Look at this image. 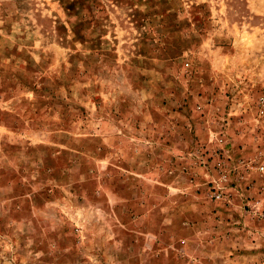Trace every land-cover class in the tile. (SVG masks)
Wrapping results in <instances>:
<instances>
[{"label":"rangeland","instance_id":"1","mask_svg":"<svg viewBox=\"0 0 264 264\" xmlns=\"http://www.w3.org/2000/svg\"><path fill=\"white\" fill-rule=\"evenodd\" d=\"M264 0H0V264H264Z\"/></svg>","mask_w":264,"mask_h":264},{"label":"built area","instance_id":"2","mask_svg":"<svg viewBox=\"0 0 264 264\" xmlns=\"http://www.w3.org/2000/svg\"><path fill=\"white\" fill-rule=\"evenodd\" d=\"M260 168H261V170H264V165L262 164Z\"/></svg>","mask_w":264,"mask_h":264}]
</instances>
